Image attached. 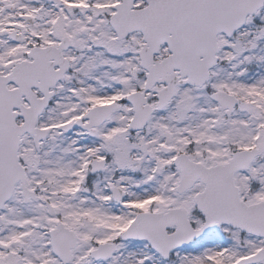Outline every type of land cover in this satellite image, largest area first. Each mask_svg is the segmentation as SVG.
Here are the masks:
<instances>
[{
	"label": "snow or ice",
	"instance_id": "snow-or-ice-1",
	"mask_svg": "<svg viewBox=\"0 0 264 264\" xmlns=\"http://www.w3.org/2000/svg\"><path fill=\"white\" fill-rule=\"evenodd\" d=\"M0 264H264V0H0Z\"/></svg>",
	"mask_w": 264,
	"mask_h": 264
}]
</instances>
